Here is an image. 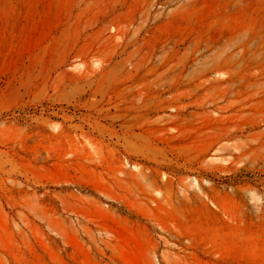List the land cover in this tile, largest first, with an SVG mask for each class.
Instances as JSON below:
<instances>
[{
  "label": "rangeland",
  "instance_id": "374dc122",
  "mask_svg": "<svg viewBox=\"0 0 264 264\" xmlns=\"http://www.w3.org/2000/svg\"><path fill=\"white\" fill-rule=\"evenodd\" d=\"M204 9L0 0V264H262L264 0ZM83 134L108 163L74 159Z\"/></svg>",
  "mask_w": 264,
  "mask_h": 264
},
{
  "label": "bare ground",
  "instance_id": "6f19581e",
  "mask_svg": "<svg viewBox=\"0 0 264 264\" xmlns=\"http://www.w3.org/2000/svg\"><path fill=\"white\" fill-rule=\"evenodd\" d=\"M196 1H202L205 5H206V9H204L202 12H201V14H200V16H199V19H202V17L205 15V14H207L210 10H211V7H212V5H216V4H218V3H220L221 1H223V2H225V3H229L231 0H195V2ZM175 20V19H174ZM177 22H178V20H177ZM198 22V21H197ZM179 23V22H178ZM199 23V22H198ZM142 25V24H141ZM174 25H176L175 23H174ZM140 30V29H139ZM80 52V51H79ZM84 53V52H83ZM78 56V55H77ZM86 58V57H85ZM99 58H101V57H99ZM97 59V58H96ZM95 59V60H96ZM81 60V59H80ZM101 60V59H100ZM103 61V60H102ZM90 62H92V61H90ZM106 62V61H105ZM83 63V62H82ZM85 63V62H84ZM97 63H99V62H97ZM86 64V63H85ZM84 64V65H85ZM93 64H95L96 65V63H93ZM92 66V65H91ZM97 66V65H96ZM98 67V66H97ZM97 67H95L94 68V72L93 73H91V74H86V73H84V74H80L81 76H83L82 78H85V80H87V82H90V81H92V80H94V79H96L97 78V76H99V75H102V77H101V80L102 81H106L107 80V76H108V73L107 72H105L104 71V69H100V70H98V68ZM97 68V69H96ZM99 68H100V65H99ZM81 69V68H80ZM80 69H78V70H80ZM162 69V68H161ZM153 70V69H152ZM71 71V70H70ZM74 71V70H73ZM89 72H90V70H88ZM152 72V71H151ZM65 73V72H64ZM158 73V72H157ZM151 74V73H150ZM160 74V73H159ZM219 74V73H218ZM154 75H156V74H154ZM158 75V74H157ZM148 78V77H147ZM159 79V78H158ZM217 79V78H216ZM63 80V79H62ZM80 80V79H79ZM99 80V79H98ZM97 80V81H98ZM144 80V79H143ZM58 81V80H57ZM76 82V81H75ZM78 82V81H77ZM83 82H84V80H83ZM87 82H85V83H87ZM94 82V81H93ZM150 82H151V80H150ZM149 81H148V84L150 83ZM156 82V81H155ZM154 82V83H155ZM57 83V82H56ZM96 83V82H95ZM79 84V83H78ZM133 84V83H132ZM147 84V85H148ZM63 85H64V83H63ZM85 85V84H84ZM96 85H97V83H96ZM145 85V84H144ZM147 85H145V86H147ZM151 85H153V84H151ZM150 85V86H151ZM61 86V85H60ZM82 86H83V83H82ZM55 87V86H54ZM59 86H57L56 88H58ZM62 87V86H61ZM61 87L60 88H58V89H61ZM140 87V86H139ZM129 88V87H128ZM133 89H134V87H133ZM140 89V88H139ZM142 89V88H141ZM154 89V88H153ZM152 89V90H153ZM53 90H55V89H53ZM126 91V90H125ZM145 91V90H144ZM86 93H88V91L86 92ZM161 93V92H160ZM129 94V93H128ZM163 94V93H162ZM56 95V94H55ZM91 95V94H90ZM85 96H86V94H85ZM129 96V95H128ZM127 96V97H128ZM148 96V95H147ZM162 96V95H161ZM107 97H108V94H107ZM106 98V97H105ZM112 99V97L110 98L109 97V99L108 100H111ZM143 100H145V98L143 99ZM112 101V100H111ZM142 104V103H141ZM112 105V104H111ZM111 111V110H110ZM71 122H73V120L71 121ZM84 124H86V123H84ZM59 129V128H58ZM57 129V130H58ZM62 129V128H61ZM66 138L61 134V133H57V134H53V136H52V139H51V141H49L48 143H49V145H53L54 147H56V146H61L63 143H64V140H65ZM44 140V139H43ZM98 141V140H97ZM96 140H94V139H88L87 137H86V135L85 134H83L82 135V138H80V137H78V138H72V140L70 141V142H68L67 144H65V146H66V148H68V146H69V148H70V150H71V152H72V154H73V157H74V159L75 160H79V159H81V158H89V157H92V156H97V160H99L101 163H108V155H107V153H106V150H105V147L100 143V142H97ZM41 143V142H40ZM44 143V142H43ZM48 148V147H47ZM96 160V159H95ZM147 170H148V168L147 167H144V168H141L140 170H139V172H138V174L139 175H141V177H145L147 180H148V182L149 183H147V184H149L150 186H151V190L153 189L154 191L157 189V184H156V182H154V181H152L151 180V175L147 172ZM155 174H158V172H156ZM155 178V177H154ZM157 179V178H156ZM145 180V179H144ZM162 180V179H161ZM157 181H158V179H157ZM146 184V183H145ZM148 185V186H149ZM146 186V185H145ZM161 187V186H160ZM188 188V187H187ZM186 188V189H187ZM189 189V188H188ZM187 189V190H188ZM146 190V189H145ZM150 190V189H149ZM154 191H152V192H154ZM189 191V190H188ZM187 192V191H186ZM203 192V191H202ZM151 193V192H150ZM188 193V192H187ZM186 193V194H187ZM190 194V193H189ZM108 195V194H107ZM185 195V194H184ZM108 196H110L111 198H115V195L114 194H109ZM185 196H187L189 199H190V197H189V195H185ZM191 196V195H190ZM204 196V195H203ZM119 197V196H118ZM187 197H185V199L187 198ZM116 199V201H118V199L119 198H115ZM153 200V199H152ZM206 203V202H205ZM208 212V211H207ZM193 216V215H192ZM187 218V217H186ZM195 218V217H194ZM153 219H154V221H155V224L162 230V231H164V233L165 232H167V233H169L170 235H175V233H174V231L165 223V222H163L162 220H160V218H156V217H153ZM188 219V218H187ZM228 220L226 221V225L225 226H223V229L221 230L220 228L218 229V231L219 232H214V237L215 238H218V236L221 238V239H223V241L225 242V245H226V247H225V249H226V251L227 252H230V250H232L233 248H234V246H237L238 244H240V243H242L244 240L245 241H249V239L248 238H245L244 236L246 235L244 232H242L241 230H239V228L238 227H235L234 225H232V224H230L231 222H229V220H232L233 221V218L230 216V215H228V218H227ZM201 220V219H200ZM209 222V221H208ZM195 225H196V222L194 223ZM200 224V223H199ZM202 224H206V225H208L209 226V223H206V221H203V223ZM211 224V223H210ZM236 225V224H235ZM194 229V228H193ZM107 231H109V230H107ZM210 232V231H209ZM220 232H222V235L220 234ZM110 233H112V232H110ZM109 233V234H110ZM116 233V232H115ZM114 233H112V235H113ZM116 234H119V233H116ZM116 234H114V236L116 237ZM185 235H187V232L186 231H183V232H181V236L182 237H184ZM167 237V236H166ZM110 238L112 239V236H110ZM121 238H122V236H121ZM219 239V238H218ZM119 242V241H118ZM189 242V241H188ZM194 242V241H193ZM120 243V242H119ZM124 243V242H123ZM246 245V244H245ZM258 246H259V252H258V255L255 257V259H257V261L259 262V263H262V264H264V241L263 240H260V243H255V247L256 248H258ZM120 249H121V252L122 253H126V250H125V246H124V244L122 245V244H120ZM187 250V249H186ZM190 251V250H189Z\"/></svg>",
  "mask_w": 264,
  "mask_h": 264
}]
</instances>
